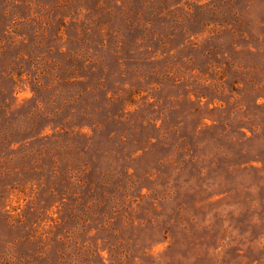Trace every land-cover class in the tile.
I'll return each mask as SVG.
<instances>
[{"label": "rangeland", "instance_id": "374dc122", "mask_svg": "<svg viewBox=\"0 0 264 264\" xmlns=\"http://www.w3.org/2000/svg\"><path fill=\"white\" fill-rule=\"evenodd\" d=\"M0 264H264V0H0Z\"/></svg>", "mask_w": 264, "mask_h": 264}, {"label": "trees", "instance_id": "16d2710c", "mask_svg": "<svg viewBox=\"0 0 264 264\" xmlns=\"http://www.w3.org/2000/svg\"><path fill=\"white\" fill-rule=\"evenodd\" d=\"M3 35H6V33L4 32Z\"/></svg>", "mask_w": 264, "mask_h": 264}]
</instances>
